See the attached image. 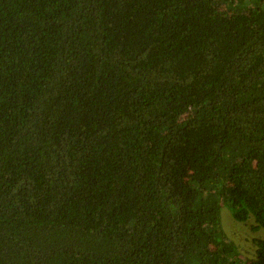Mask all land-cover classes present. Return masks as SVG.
<instances>
[{
	"label": "trees",
	"instance_id": "trees-1",
	"mask_svg": "<svg viewBox=\"0 0 264 264\" xmlns=\"http://www.w3.org/2000/svg\"><path fill=\"white\" fill-rule=\"evenodd\" d=\"M222 204L264 232V0H0V264H264Z\"/></svg>",
	"mask_w": 264,
	"mask_h": 264
},
{
	"label": "rangeland",
	"instance_id": "rangeland-1",
	"mask_svg": "<svg viewBox=\"0 0 264 264\" xmlns=\"http://www.w3.org/2000/svg\"><path fill=\"white\" fill-rule=\"evenodd\" d=\"M218 7L219 9L225 10V6L222 4ZM220 221L224 236L228 241L237 246L241 256L245 259L253 257L255 246L252 239L257 236L263 237L264 232L262 230L256 232L251 230L252 219L245 223L236 221L232 216L230 208L225 204H222Z\"/></svg>",
	"mask_w": 264,
	"mask_h": 264
}]
</instances>
